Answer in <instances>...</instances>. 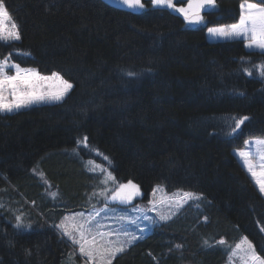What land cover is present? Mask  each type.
Here are the masks:
<instances>
[{
	"label": "trees",
	"instance_id": "1",
	"mask_svg": "<svg viewBox=\"0 0 264 264\" xmlns=\"http://www.w3.org/2000/svg\"><path fill=\"white\" fill-rule=\"evenodd\" d=\"M0 2L21 35L0 42V59L74 85L61 102L0 113V264H65L70 252L82 262L54 225L103 203L89 159L144 196L161 184L203 197L151 223L113 264H225L242 237L264 255V197L233 154L264 138V79L254 67L264 56L205 36L234 23L242 0H215L194 27L151 0L137 12L103 0ZM245 115L228 135L225 121ZM23 211L30 227L18 229Z\"/></svg>",
	"mask_w": 264,
	"mask_h": 264
},
{
	"label": "snow or ice",
	"instance_id": "2",
	"mask_svg": "<svg viewBox=\"0 0 264 264\" xmlns=\"http://www.w3.org/2000/svg\"><path fill=\"white\" fill-rule=\"evenodd\" d=\"M119 3L129 9L145 8L143 0H119ZM151 4L156 8H175V11L183 16L186 24H201L204 22L201 12L208 8H214L215 0H187L185 7H176L174 0H151ZM208 33L221 39L243 40L244 47L249 50V55L258 53L264 56V0H242L238 22L226 26L209 27ZM20 39L21 35L17 24L12 20L5 4L0 2V42L7 43ZM254 67L264 79V63L254 65ZM9 69H14V74H9ZM245 74L251 76L253 72L245 69ZM127 75L135 76L136 74L129 72ZM73 87V83L64 79L57 72L45 76L39 74L35 69L22 68L19 64L10 63L9 57L0 60V113H12L36 103L61 102ZM249 119L250 117L247 115L230 117L225 121L230 129L228 135L240 130L241 126ZM87 139L84 137L83 140L85 147L88 146ZM245 143L246 145L249 144L248 141ZM254 143L256 145L255 154L247 150H238L236 155L243 161L244 167L253 178L259 194L264 197V139H256ZM97 154L99 155V153ZM104 159L108 160V157L105 156ZM88 164L94 165V162L89 160ZM96 168H99L103 174L100 183L105 185L102 189L105 206L87 216L83 212L65 216L59 224L54 225L63 236L78 247L83 264H113V260L124 253L134 242L144 239L143 233L146 229L140 227L138 221L156 222L152 217L145 215V211L154 212L159 220L167 221L176 214L173 209L178 210L189 201L203 199L201 194L193 191H178L171 196H162L159 201H149L151 207L147 210L135 205L130 210L127 206L132 205L133 200L141 195L140 187L131 180L127 183L117 182L112 173L101 165H94L90 171H95ZM109 181L115 186L108 188ZM157 191H163L162 187L158 185L153 189L152 195L154 197ZM52 195L55 196V193ZM112 204L122 206L119 209L122 214L110 218L114 221L115 227L103 224L97 219L102 213L105 218H108L107 213L110 210L116 212L117 209L110 207ZM160 205L166 206L167 211H161ZM196 207H199V204H196ZM93 208H95L94 205ZM129 211H134L136 215H128ZM128 225L134 226L135 230L130 229ZM15 227L21 229L30 227V225H24L21 217L16 216ZM136 231L141 234L136 235ZM207 243L205 241V244ZM218 243L223 245L225 241L221 239ZM177 247L180 246L177 245ZM231 255L237 257L240 264H264V255L258 254L253 244L246 237L235 245Z\"/></svg>",
	"mask_w": 264,
	"mask_h": 264
},
{
	"label": "rangeland",
	"instance_id": "3",
	"mask_svg": "<svg viewBox=\"0 0 264 264\" xmlns=\"http://www.w3.org/2000/svg\"><path fill=\"white\" fill-rule=\"evenodd\" d=\"M241 4V3H240ZM186 5H187V3H186ZM185 5V6H186ZM184 6V7H185ZM210 9H212V8H208L207 10H210ZM239 9H240V5H239ZM239 21V17H238V19L234 22V23H236V22H238ZM202 24V23H201ZM201 24H187L188 26H191V27H194V26H198V25H201ZM231 24H233V23H231ZM231 24H225V25H219V26H226V25H231ZM219 26H209V27H219ZM209 27H207L206 28V31H205V36H206V39H207V41H209V42H222V41H227L226 39H221V38H219V37H214V36H212V35H210L209 33H208V28ZM243 41V40H242ZM244 43V42H243ZM246 49V48H245ZM247 50V49H246ZM249 51V50H248ZM4 59V58H3ZM3 59H0V60H3ZM9 62L10 63H13L11 60H10V58H9ZM22 68H26V67H22ZM33 69V68H32ZM9 71V74H14V69H9L8 70ZM37 71V70H36ZM39 73V72H38ZM40 74V73H39ZM42 75V74H41ZM49 75H51V74H48V75H45V76H49ZM53 103H56V102H53ZM43 104H51V103H47V102H45V103H36V104H33V105H31V106H29V107H27V108H30V107H33V106H38V105H43ZM27 108H23V109H27ZM20 110H22V109H20ZM15 112V111H14ZM256 139H264V138H258V137H256V138H249V139H247L246 141H248L249 142V144L248 145H246V143H245V145H244V147L243 148H241V149H234L233 150V154H234V156L236 157V159H237V161H238V163H240L241 164V166L243 167V169H244V171L247 173V175L250 177V179H251V181L254 183V185L256 186V184H255V182H254V180H253V178L250 176V174L248 173V171H247V169L244 167V164H243V161L240 159V157L239 156H237L236 155V152L238 151V150H247V151H251L253 154H255V152H256V145H255V143H254V141L256 140ZM89 160H91V159H89ZM88 160H86L85 161V164L87 165L88 164V162H87ZM93 161V160H92ZM94 162V161H93ZM94 165H100V164H98V163H95L94 162ZM94 165H87V166H89L90 168H92ZM103 167V166H102ZM90 168H89V170H90ZM106 168V167H105ZM107 170L109 171V172H111L108 168H107ZM91 173H97L98 174V177H99V179H97V181L95 180L94 181V184L95 185H97V193H98V199L99 200H103V198H104V193L102 192V189L105 187V185H102L101 183H100V179H102L103 178V174L101 173V171H100V169L99 168H96V170L95 171H91ZM112 173V172H111ZM38 174H42V172H41V170H39V173ZM112 175H113V173H112ZM114 176V175H113ZM116 179V178H115ZM46 182H47V180H45ZM117 181V180H116ZM118 182V181H117ZM120 183H122V182H120ZM127 183V182H126ZM161 186L162 187V189H163V191H157V193H156V195H155V197L152 195V192H153V189L154 188H156L157 186ZM115 185L111 182V181H109V183L107 184V187L108 188H112V187H114ZM256 188H257V186H256ZM257 190H258V188H257ZM178 191H181V190H176V191H167L166 190V188L164 187V185H161V184H157V185H155L153 188H152V190L150 191V193L147 195V196H144L142 193H141V195L140 196H137L134 200H133V204L132 205H128L127 207L131 210L132 208H133V205H135V206H138V207H140L141 209H144V210H147L148 208H150L151 207V205L149 204V201H151V200H156V201H159L160 200V198L162 197V196H171L173 193H176V192H178ZM182 192V191H181ZM101 201H99V202H101ZM190 202V201H189ZM188 202V203H189ZM105 206V200L103 201V203L101 204V205H95V208H93V207H91V208H89V209H87V210H77V211H74V212H69V213H66L62 218H61V220L59 221V223L62 221V219L65 217V216H71V215H74L75 213H81V212H83L86 216L89 214V213H91V212H94L95 210H98V209H101V208H103ZM110 207L111 208H115V209H117V211L116 212H113V211H108V213H107V217L108 218H105V216H104V214L102 213L101 214V216L100 217H97V219L98 220H100L101 221V223H103V224H106V225H112L113 227H115V223H114V221L112 220V219H110L111 217H114L115 215H118V214H122V213H120L119 212V209L122 207L121 205H118V204H112V205H110ZM160 207V210L161 211H167V208H166V206H164V205H160L159 206ZM179 210V209H178ZM173 211H175V212H177V210L176 209H173ZM27 211L25 212V211H23V212H21V219H22V222H23V224L24 223H27L28 222V215H27ZM128 215H136V213L134 212V211H129L128 213H127ZM169 215L171 214V213H168ZM145 215H147V216H149V217H152L153 219H155V221L156 220H159V218L156 216V214L154 213V212H151V211H145ZM58 223V224H59ZM138 223H139V225H140V227H142V228H145L146 230H145V232L143 233V235H145L146 234V232L148 231V229L150 228V226H151V223H149V221H147V220H140V221H138ZM25 225V224H24ZM128 227L130 228V229H132V230H135V228H134V226H132V225H128ZM141 233L139 232V231H136V235H140ZM65 237V236H64ZM242 238H245V237H242ZM241 238V239H242ZM247 238V237H246ZM65 239L67 240V241H69L70 242V246L72 245L73 246V244H72V242H71V240H69L67 237H65ZM240 239V240H241ZM248 239V238H247ZM240 240H239V242H240ZM249 240V239H248ZM238 242V243H239ZM75 246V245H74ZM76 247V252H77V254L79 255V252H78V247L77 246H75ZM235 248V245L229 250V253H228V256H227V260H226V263L225 264H240V261H239V259L237 258V257H234V256H232L231 255V251H232V249H234ZM71 254V255H70ZM68 262L67 263H65V264H73L72 263V261L73 262H75V260H74V255H73V253H69V258H68ZM77 262V261H76ZM78 264H83V261L80 263V262H78Z\"/></svg>",
	"mask_w": 264,
	"mask_h": 264
},
{
	"label": "water",
	"instance_id": "4",
	"mask_svg": "<svg viewBox=\"0 0 264 264\" xmlns=\"http://www.w3.org/2000/svg\"><path fill=\"white\" fill-rule=\"evenodd\" d=\"M103 1L109 4L110 6L121 9V10H127V11H132V12H137L140 10V9H129L125 5L119 3V0H103Z\"/></svg>",
	"mask_w": 264,
	"mask_h": 264
}]
</instances>
